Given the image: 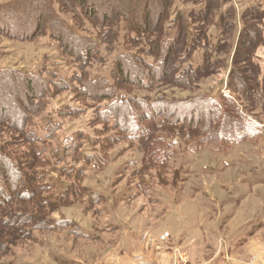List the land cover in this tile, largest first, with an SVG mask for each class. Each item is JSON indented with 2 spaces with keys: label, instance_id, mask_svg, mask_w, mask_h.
I'll return each mask as SVG.
<instances>
[{
  "label": "trees",
  "instance_id": "1",
  "mask_svg": "<svg viewBox=\"0 0 264 264\" xmlns=\"http://www.w3.org/2000/svg\"><path fill=\"white\" fill-rule=\"evenodd\" d=\"M238 3L245 4L240 13L235 0L0 3V35L32 41L46 34L73 69L70 87L50 70L0 65V252L18 238L35 240L43 231L77 225L53 213L88 191L89 169L100 172L117 160L119 141L126 144L123 152L135 144L146 161L165 164L182 145L226 153L254 135L264 136V120L257 119H264V0ZM218 14L222 32L213 38ZM221 73H228L229 95L218 82L199 87L200 79ZM65 90L72 102L39 133L37 118ZM90 109L92 136L82 129L67 134L60 139L63 155L54 146L64 185L48 197L54 187L48 149L68 116Z\"/></svg>",
  "mask_w": 264,
  "mask_h": 264
},
{
  "label": "rangeland",
  "instance_id": "2",
  "mask_svg": "<svg viewBox=\"0 0 264 264\" xmlns=\"http://www.w3.org/2000/svg\"><path fill=\"white\" fill-rule=\"evenodd\" d=\"M3 1L6 0H0ZM235 1L240 13L245 4L242 6L238 0ZM98 6L103 9L105 5L99 1ZM67 15L73 17L70 13ZM212 24L211 34L216 38L222 32L219 14ZM115 46H120V43ZM62 53L46 34L39 33L32 41L0 35L1 66H18L23 71L32 72L50 70L63 75L71 87L68 81L71 64ZM260 55L264 65L263 48ZM227 77L228 73L211 75L200 79L198 85L205 89L218 82L220 86L223 84L221 90L229 95ZM71 98L70 91L60 92L48 111L37 118L34 129L42 133L46 121L58 120L56 111L63 110L68 102H72ZM85 103L92 104L90 99L85 100ZM134 108L130 106V112H134ZM93 116V110L90 109L75 117L68 116L63 121L59 138L48 149L50 158L54 160L49 176L50 185L54 187L50 195L47 194L48 197L54 198L64 185L59 171L62 164L56 159L54 146H58V152L63 155L60 139L67 134L74 135L82 129L92 136L93 131L88 122ZM257 119L264 120L262 117ZM108 132L110 134L112 131ZM84 143L85 149L89 150L91 138ZM125 145V142H117L113 152H119L120 155L103 171L89 169V175L84 180L88 191L77 204L62 205L53 213L56 219L67 217L78 224L95 226L100 238L95 239L98 233L93 237L94 230L89 239L69 234L71 230L68 228L81 230L79 234L86 233L78 224L64 227L65 232L43 231L35 240L18 238L11 241L0 252V262L132 264L126 255L130 259L134 242L137 238L150 237L155 243L167 246L171 252L168 261L167 258L158 264H264L249 255L248 244L239 247L234 244L235 237L245 239L252 232L246 221L264 217L263 132L236 144L226 153L217 152L211 147L200 151L185 150L182 145L179 155L165 164L146 161L145 154L135 144L123 152ZM254 194L261 198L258 200ZM107 207L111 209L109 213L105 212ZM103 218L111 223L113 221L117 229L106 233L104 228L107 226H104ZM257 237L264 241V232L261 230Z\"/></svg>",
  "mask_w": 264,
  "mask_h": 264
},
{
  "label": "crops",
  "instance_id": "3",
  "mask_svg": "<svg viewBox=\"0 0 264 264\" xmlns=\"http://www.w3.org/2000/svg\"><path fill=\"white\" fill-rule=\"evenodd\" d=\"M7 1L8 0L3 1V2H7ZM3 2H0V3H3ZM254 196L258 198V200L261 198L257 194H254ZM110 205L113 206L112 203H110ZM114 207H116V204H114ZM263 208H264V204H263ZM110 210L111 209L107 207L105 212L109 213ZM262 215L264 216V209L262 210ZM234 216L235 215H233L232 218H234ZM103 219H105V221H103L104 226H107L106 228H104L105 229L104 231L106 233H112V231L114 230L113 228L117 229L116 226H113V221L111 223V221L108 220L107 218H103ZM246 222L249 225V227L252 228V232L245 239H242L239 236L235 237L236 241H234V244L236 245V247L248 244L247 252L250 251L249 255H252L255 258V261H257L258 263H264V241L257 239L258 238L257 236L261 233V230L264 232V217L251 218L249 221H246ZM81 224L79 223V226L83 230H85L86 233L79 234L82 232L81 230H79V231H76L75 233H69V234L75 235L78 238L83 237V238L89 239L91 238V235H90L91 231L94 230L95 232L93 233V237H95L97 233L98 235L95 237V239H98L101 237L100 233L97 230H95L96 229L94 228L95 226H90L87 224L81 225ZM168 249L169 248L167 246H163V245H159L155 243L154 239H150V237H142L139 239L137 238V240L134 242V248L130 256V259H128L129 258L128 255H126V257L128 261L130 260L132 262V264H149V263L158 264V263H163L167 258L168 259L166 261L169 260L171 252H169L170 250ZM168 254L170 255L168 256ZM236 254L238 255V250ZM77 261H81V260H77ZM220 261L221 263L223 262L222 259ZM212 263H215V262L212 261Z\"/></svg>",
  "mask_w": 264,
  "mask_h": 264
},
{
  "label": "bare ground",
  "instance_id": "4",
  "mask_svg": "<svg viewBox=\"0 0 264 264\" xmlns=\"http://www.w3.org/2000/svg\"><path fill=\"white\" fill-rule=\"evenodd\" d=\"M146 190V189H145Z\"/></svg>",
  "mask_w": 264,
  "mask_h": 264
}]
</instances>
